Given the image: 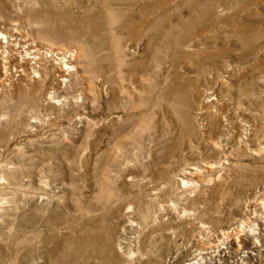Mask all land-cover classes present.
<instances>
[{
  "label": "rangeland",
  "instance_id": "1",
  "mask_svg": "<svg viewBox=\"0 0 264 264\" xmlns=\"http://www.w3.org/2000/svg\"><path fill=\"white\" fill-rule=\"evenodd\" d=\"M263 150L264 0H0V264H264Z\"/></svg>",
  "mask_w": 264,
  "mask_h": 264
},
{
  "label": "bare ground",
  "instance_id": "2",
  "mask_svg": "<svg viewBox=\"0 0 264 264\" xmlns=\"http://www.w3.org/2000/svg\"><path fill=\"white\" fill-rule=\"evenodd\" d=\"M5 53H7V52H5ZM72 54V53H71ZM75 54V53H74ZM55 55V54H54ZM73 55V54H72ZM78 55V54H77ZM50 56V55H49ZM58 56V55H57ZM76 57V56H75ZM5 69V68H4ZM7 69V68H6ZM5 75H6V72H5ZM259 152V151H258ZM263 153H261V154H264V150L262 151ZM260 153V152H259ZM203 172V171H202ZM195 175V174H194ZM191 183H193V182H191ZM260 196H261V194H260ZM258 198V197H257ZM260 198V197H259ZM258 201V200H257ZM257 201H255V202H257ZM255 202H250V205H249V207H253L254 206V203ZM260 203V202H259ZM261 205H262V207H264L263 205H264V203H261ZM249 211H250V209H249ZM250 216V215H249ZM262 217V216H261ZM239 228H241V229H245V227H246V224L244 223V222H240L239 223ZM256 226V225H255ZM251 229V231H249V233H250V235H251V233H253L254 231H253V226H252V228H250ZM236 230V227H232V229H231V231L229 232V233H231V234H229L228 235V238H227V240H225L226 242L229 240V238H231V240L233 239L235 242H234V244H237V243H239L240 241H239V239L241 238L240 236H235V234H234V231ZM249 230V229H248ZM239 231V230H238ZM256 231V230H255ZM243 232V231H242ZM236 233V232H235ZM241 234V233H240ZM236 237V238H235ZM239 246H241V245H239ZM223 247V246H222ZM224 248V247H223ZM245 253V252H244ZM195 263V262H194ZM196 263H197V261H196Z\"/></svg>",
  "mask_w": 264,
  "mask_h": 264
}]
</instances>
